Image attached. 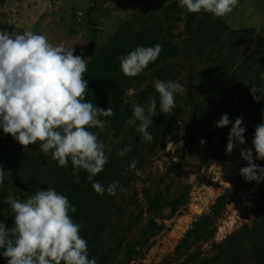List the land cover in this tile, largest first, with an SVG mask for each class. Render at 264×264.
I'll use <instances>...</instances> for the list:
<instances>
[{"label": "rangeland", "instance_id": "obj_1", "mask_svg": "<svg viewBox=\"0 0 264 264\" xmlns=\"http://www.w3.org/2000/svg\"><path fill=\"white\" fill-rule=\"evenodd\" d=\"M175 3L179 0H0V24L14 25V34L31 31L46 36L53 45L74 48V55L82 56L87 65L90 33L95 26L99 48L122 28L129 31L125 28L129 22L136 32L147 37L160 34L178 45L177 57L146 72L142 86L126 90L123 108L131 112V119L133 105H146L150 98L156 101V115L161 113L154 80H171L182 86L169 112L174 117L171 130L162 142H143L136 131L139 121L118 131L99 116L104 127H88L104 143L108 158L99 177H94L104 186L103 195L93 189L85 170L73 168L70 157L66 167L60 166L52 159L51 150L47 155L40 150L39 141L10 160L0 195H6L4 201L11 196L24 202L36 190L54 188L66 196L76 208L74 213L69 210V215L81 225L79 234L87 241L89 259L95 258L97 264L106 253L112 257L108 264H181L195 252L200 256L190 264H264V251L255 254L251 250L249 233L263 221L259 206L264 182H249L240 175V169L248 166L241 150L251 149L255 159L252 141L260 117H264V103L258 114L248 106L250 78L264 72L259 70L264 56V0H237L233 11L222 17L204 11L194 14L184 8L172 11ZM204 19H208L206 23ZM144 91L149 94L140 103ZM220 102L230 107L231 112L221 116L227 114L231 121L234 112L250 113L244 126L246 144L237 143L230 154L226 148L232 125L218 128V120L211 118L212 107ZM191 116L197 124L198 140L208 142L217 137L215 149L196 164L185 162L196 142L189 126ZM129 146L125 155H117ZM255 163L264 168V160L255 159ZM17 178L26 186H16ZM114 181L126 191L118 187L115 196L109 195L107 187ZM146 191L172 198L183 192L190 195L188 207L181 213L169 218L171 211H165L167 219L158 223L166 226L154 236L143 232L150 217ZM221 196L227 205L214 216L213 206ZM200 204L202 213L194 214L193 207ZM7 213L15 215L11 208ZM184 216H193V220L179 231ZM194 223L200 230L188 238V247L184 241ZM130 242L137 251L132 259L126 254Z\"/></svg>", "mask_w": 264, "mask_h": 264}, {"label": "clouds", "instance_id": "obj_2", "mask_svg": "<svg viewBox=\"0 0 264 264\" xmlns=\"http://www.w3.org/2000/svg\"><path fill=\"white\" fill-rule=\"evenodd\" d=\"M237 0H179V6L190 13L201 11L222 17L233 11ZM162 48L159 44L150 47L138 46L126 56H121L120 70L134 77L154 62ZM75 49L49 43L46 36L26 31L9 34L0 31V128L10 134L22 146L39 143L46 155L51 150L52 159L66 167L69 157L74 169L85 170L88 181L100 195L104 186L94 177L102 172L108 162L105 146L98 136L87 130L104 127L99 116L114 115L109 106L106 110L85 102L88 81L84 79L87 60L74 55ZM264 80V72L260 73ZM155 91L160 98V112L169 113L175 107V94L182 86L171 80H154ZM253 98L257 89H251ZM156 101L150 98L146 105H133V118L126 126L139 121L136 131L143 142L154 139L148 129L156 115ZM218 128L232 124L226 151L232 153L237 143L246 144L243 118L232 123L224 114L215 122ZM206 141L201 140V144ZM257 156L264 160V123L256 126L252 141ZM131 147L118 150L123 156ZM241 157L247 161L240 175L247 181L264 182V168L255 163L251 149H242ZM130 167H135L132 162ZM4 169L0 167V183ZM126 191L119 182H112L107 193L115 196L117 188ZM14 212L11 227L0 222V249L7 264H97L89 259L87 241L80 236L81 225L75 223L69 210L75 212L68 198L54 188L36 190L24 202L9 196L5 201Z\"/></svg>", "mask_w": 264, "mask_h": 264}, {"label": "trees", "instance_id": "obj_3", "mask_svg": "<svg viewBox=\"0 0 264 264\" xmlns=\"http://www.w3.org/2000/svg\"><path fill=\"white\" fill-rule=\"evenodd\" d=\"M170 9H172V11H181L179 3L173 4ZM207 20L208 19H204L203 22L206 23ZM127 25H129V27L125 28L129 31H124L122 28V30H119L100 48L97 44L99 31L97 26L94 27L90 33V60L87 65V71L84 73V79L88 81L85 102L91 101L96 107L105 110L110 106L114 110V115L109 117L101 115V119L110 122L118 131L122 130L126 126L125 122L132 117L131 112L128 109L123 108L124 94L126 90L134 86H142L146 81V72L174 59L180 54L178 45L174 44L171 40L162 38L160 34L147 37L144 32L134 31V26L131 22ZM0 31L14 34L15 26L11 24H0ZM156 44L161 46L162 51L154 62L149 63L141 73L134 77L126 76L122 73L120 70L119 59L121 56H126L138 46L150 47ZM259 67H261L259 70H264V56L259 61ZM249 86L251 89H257L256 96L260 97L259 101H257L253 98L252 93L248 105L249 109H253L254 113L258 114L260 113V105L264 103V80H262L260 76L252 75ZM148 94L149 91H144L139 95L140 103L146 100ZM230 112V107H227L225 103H215L212 107L211 118L213 120H219L222 117L221 114ZM152 119L153 124L149 127L148 131L157 142H162L171 130L174 117H171L170 113L164 114L161 112L158 115L153 116ZM260 120L261 124L264 123V117H260ZM36 145L37 144L22 146L10 134H5L3 129L0 128V167H3L4 171L8 170L10 160L14 159L17 153L27 148H33ZM170 171H172V168H169V172ZM97 177L99 176L97 175ZM14 183L18 187L26 186L25 182L20 178L15 179ZM1 184L2 183H0V186ZM145 194L149 201L148 214L150 217L143 232L148 234V236H154L162 232L166 225L165 223H158V220L163 221L167 219V217H173L177 212L181 213L183 207H188L190 198L188 192H183L175 198L167 197L163 194L152 195L149 191H146ZM3 196L6 195H0V222H4L6 226L11 227L14 222V217L9 216L7 213L11 206L6 204ZM260 199L259 210L263 221L259 222L254 228H251V231L249 232L251 235L250 241L252 243L251 250L255 254L257 251H264V193L261 195ZM226 205L227 199L222 196L218 197L217 203L213 206V215L219 216L225 209ZM166 210H170L171 215L166 217ZM206 219L203 220V223L206 222ZM193 225L194 227L189 231L184 241L188 247L191 246L188 238H190L192 233H196L200 230L198 223H194ZM153 231H155V233H151ZM133 247V242H130L127 246L126 254L129 259H132L137 252ZM2 252L3 249H0V264H7V259L2 255ZM199 256L200 254L198 252L190 253L181 264H190ZM111 258L110 253H106L102 256L99 262L100 264H108V262L111 261ZM208 264L213 263L208 262Z\"/></svg>", "mask_w": 264, "mask_h": 264}, {"label": "water", "instance_id": "obj_4", "mask_svg": "<svg viewBox=\"0 0 264 264\" xmlns=\"http://www.w3.org/2000/svg\"><path fill=\"white\" fill-rule=\"evenodd\" d=\"M242 117L243 118V124L242 127H244L247 122L249 121L250 113L249 111H244V112H234L233 113V119L232 123L235 122L236 118ZM232 125V124H231ZM189 126L191 131L195 135L196 142L194 146L192 147L189 156L185 159V162L188 164H196L200 162L206 154L211 153L216 145H217V137H212L210 141L206 142L205 144H201V140H198V130H197V124L191 116L189 118Z\"/></svg>", "mask_w": 264, "mask_h": 264}, {"label": "bare ground", "instance_id": "obj_5", "mask_svg": "<svg viewBox=\"0 0 264 264\" xmlns=\"http://www.w3.org/2000/svg\"><path fill=\"white\" fill-rule=\"evenodd\" d=\"M201 202L203 204H206L207 200L206 199H201ZM192 210H193L194 214L200 215L202 213V210H203L202 204L194 206ZM192 220H193V216H184V217H182L180 219V221H179L178 226H177L179 231L180 230H184L183 228L188 226L192 222Z\"/></svg>", "mask_w": 264, "mask_h": 264}]
</instances>
